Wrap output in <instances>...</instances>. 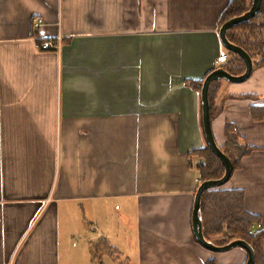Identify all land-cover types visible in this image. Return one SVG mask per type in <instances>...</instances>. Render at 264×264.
I'll list each match as a JSON object with an SVG mask.
<instances>
[{
    "label": "crops",
    "instance_id": "1",
    "mask_svg": "<svg viewBox=\"0 0 264 264\" xmlns=\"http://www.w3.org/2000/svg\"><path fill=\"white\" fill-rule=\"evenodd\" d=\"M231 1L0 0V264H91L100 239L129 264L247 261L192 230V152L207 144L189 83L223 66ZM56 36L59 52L39 49ZM218 102L217 145L231 122L253 148L223 187L244 192L264 233V118L251 113L264 106V66L223 81Z\"/></svg>",
    "mask_w": 264,
    "mask_h": 264
},
{
    "label": "trees",
    "instance_id": "2",
    "mask_svg": "<svg viewBox=\"0 0 264 264\" xmlns=\"http://www.w3.org/2000/svg\"><path fill=\"white\" fill-rule=\"evenodd\" d=\"M251 2V0H232L220 17L219 30L227 21L247 12ZM263 30L264 0L255 18L235 26L226 34L231 44L242 48L249 54L253 61V69L264 66ZM227 52V62L221 68L231 75H242L245 72L243 60L238 55L228 50ZM204 80L202 82H190L189 85L193 90L200 93ZM223 81H214L209 87V106L212 123L222 111L223 104L218 101ZM251 113L254 118H264V106H253ZM224 135L225 144L219 148L231 160L234 170L238 169L241 160L251 154L253 148L245 142L237 126L231 122L225 124ZM192 156H196L203 161V164L197 166L201 183L219 180L224 176L225 169L222 163L208 146L204 149L193 151ZM221 188L205 191L201 198L200 215L205 239L217 246H224L235 240H243L254 249L255 264H263L264 250L262 241L264 233L260 231L254 234L250 233L254 225L260 222V219L247 211L245 195L242 190ZM213 237H222L223 240L213 242L211 240ZM90 245L91 264H104L103 260L105 257L112 259L117 264H129L126 260L121 261L120 252L112 247L106 239H100ZM205 264H216V262L209 260Z\"/></svg>",
    "mask_w": 264,
    "mask_h": 264
},
{
    "label": "water",
    "instance_id": "3",
    "mask_svg": "<svg viewBox=\"0 0 264 264\" xmlns=\"http://www.w3.org/2000/svg\"><path fill=\"white\" fill-rule=\"evenodd\" d=\"M263 0H252L251 6L247 12L239 17L232 18L231 20L224 23L219 30V38L222 45L230 52L238 55L245 64V72L240 76H234L226 72L223 68H218L212 71L204 80L202 89L200 92L201 97V108H202V127L204 132V137L207 146L212 151V153L219 159L222 163L225 173L224 176L219 180H210L201 183L195 193L194 205L192 211V230L194 237L199 245H201L206 250L213 253H225L235 248L244 249L248 258L245 264H255V252L254 249L243 240H235L224 246H217L212 242L205 239L203 235V225L202 218L200 215L201 211V198L205 191L221 188L226 185L231 179L234 166L231 160L221 151L216 143L212 121L210 118V106H209V87L214 81L224 80L229 83L240 84L249 79L253 72V61L249 54L245 52L242 48L231 44L227 39V32L237 25L244 22L250 21L257 16L261 7Z\"/></svg>",
    "mask_w": 264,
    "mask_h": 264
},
{
    "label": "built area",
    "instance_id": "4",
    "mask_svg": "<svg viewBox=\"0 0 264 264\" xmlns=\"http://www.w3.org/2000/svg\"><path fill=\"white\" fill-rule=\"evenodd\" d=\"M43 24L42 19H35L33 23V27L35 30H38L41 25ZM62 40L63 38L61 36H56L53 39L46 40L42 42L39 45V49L42 51H56L59 52L62 47ZM227 62V56L226 55H221L218 58V64L224 65ZM251 234H254V230L250 231Z\"/></svg>",
    "mask_w": 264,
    "mask_h": 264
},
{
    "label": "rangeland",
    "instance_id": "5",
    "mask_svg": "<svg viewBox=\"0 0 264 264\" xmlns=\"http://www.w3.org/2000/svg\"><path fill=\"white\" fill-rule=\"evenodd\" d=\"M227 50V49H226ZM200 164H203V161L200 159V163L198 164V165H200ZM198 171V170H197ZM198 174H199V171H198ZM200 180H199V185H200ZM222 188H224V187H222ZM221 188V189H222ZM112 207V206H111ZM114 209V208H113ZM85 219H86V223H89L90 222V220H89V215L88 214H90V212L88 211V209L86 210V212H85ZM89 227L87 226V229H86V231H85V235L84 236H90V235H94V236H96L97 237V240H98V237H101V234H99L100 232L98 231V233L96 234L95 233V231H93L92 233L89 231V229H88ZM89 233V235H87ZM91 233V234H90ZM105 237V236H104ZM107 238V237H106ZM95 239V238H94ZM213 242H218V241H221V240H223L222 239V237L220 238V237H213L212 239H211ZM111 243V242H110ZM114 244H115V242H114ZM81 245H82V242H81V244H80V248H81ZM236 249H238V248H236ZM218 254H220V253H218ZM109 264H110V261L108 262Z\"/></svg>",
    "mask_w": 264,
    "mask_h": 264
}]
</instances>
